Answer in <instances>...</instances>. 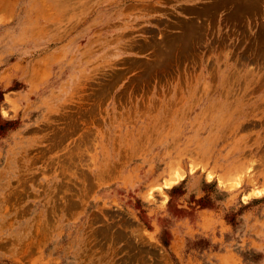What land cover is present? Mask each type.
Segmentation results:
<instances>
[{
	"label": "rangeland",
	"instance_id": "1",
	"mask_svg": "<svg viewBox=\"0 0 264 264\" xmlns=\"http://www.w3.org/2000/svg\"><path fill=\"white\" fill-rule=\"evenodd\" d=\"M0 264H264V0H0Z\"/></svg>",
	"mask_w": 264,
	"mask_h": 264
}]
</instances>
